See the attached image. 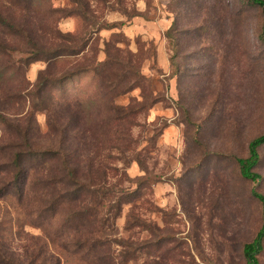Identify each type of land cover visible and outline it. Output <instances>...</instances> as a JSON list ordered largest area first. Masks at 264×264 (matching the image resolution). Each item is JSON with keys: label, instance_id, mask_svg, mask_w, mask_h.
<instances>
[{"label": "rangeland", "instance_id": "374dc122", "mask_svg": "<svg viewBox=\"0 0 264 264\" xmlns=\"http://www.w3.org/2000/svg\"><path fill=\"white\" fill-rule=\"evenodd\" d=\"M21 1L0 0L17 30L0 27V115L22 132L0 125V264H245L262 224L252 192L264 196V146L259 183L234 158L264 134L259 9ZM24 35L74 55L32 62ZM88 68L98 77L81 76L78 105L37 95L43 79ZM49 151L86 191L70 196L64 158L36 155Z\"/></svg>", "mask_w": 264, "mask_h": 264}, {"label": "trees", "instance_id": "16d2710c", "mask_svg": "<svg viewBox=\"0 0 264 264\" xmlns=\"http://www.w3.org/2000/svg\"><path fill=\"white\" fill-rule=\"evenodd\" d=\"M75 3H78V0H72ZM246 3L252 7L259 9L261 13V27L258 34L259 40L264 44V0H245ZM24 3H31L33 0H22ZM71 15H68V17ZM0 27L5 28L6 30H13L14 33L17 31L11 24H9L5 19L0 17ZM62 39H71L69 37H60ZM23 39L27 42L26 45L29 48L30 58H32V62L41 61L43 59L46 60H56L61 58L62 56H67L69 54H73V49L70 48H58L54 50H43L37 48L29 39L24 35ZM74 55V54H73ZM106 64L101 65V67H105ZM97 68L95 69H79L73 73L62 76L56 80H48L43 79L40 83H38L37 90L38 96H42L43 94L50 95L55 98L58 102L68 103V104H76L78 105L79 100H81L83 94L82 90L77 88L75 85H79L81 76H86L88 74L92 75L91 84L94 83V79L98 77ZM100 76V74H99ZM71 83V84H70ZM55 96V97H54ZM0 125L6 129L14 130L17 134H22V132L15 125L11 124L10 121L5 120L0 115ZM264 146V134L253 139L248 146V154L245 158H234L235 164L238 169L239 176L242 180L252 183H259L262 181V178L255 173V169L259 165L260 155L259 150ZM42 159L47 157L54 158L57 156H62L64 158L66 172L68 173L69 181L76 186L77 191L70 194V196H79L80 193L86 191V187L83 184H79L74 179L73 172L69 169L65 156L62 155L61 152H46L39 153ZM35 156V155H34ZM38 160V158H36ZM22 160L19 156L14 157L13 165L15 168H19ZM80 191V193L78 192ZM0 191V195H1ZM252 196L256 199L261 206V216H262V224L257 232L255 238L250 242L243 246L242 256L244 258L245 264H260L259 256L264 250V196L253 191Z\"/></svg>", "mask_w": 264, "mask_h": 264}]
</instances>
